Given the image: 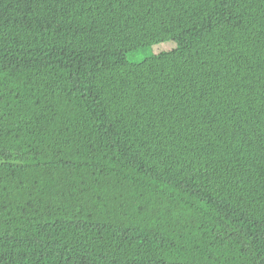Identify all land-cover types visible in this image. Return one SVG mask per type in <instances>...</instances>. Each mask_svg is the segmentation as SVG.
<instances>
[{"label": "trees", "instance_id": "trees-1", "mask_svg": "<svg viewBox=\"0 0 264 264\" xmlns=\"http://www.w3.org/2000/svg\"><path fill=\"white\" fill-rule=\"evenodd\" d=\"M0 264H264V0H0Z\"/></svg>", "mask_w": 264, "mask_h": 264}, {"label": "rangeland", "instance_id": "rangeland-1", "mask_svg": "<svg viewBox=\"0 0 264 264\" xmlns=\"http://www.w3.org/2000/svg\"><path fill=\"white\" fill-rule=\"evenodd\" d=\"M175 47H176L175 42H173L171 40L162 41V42L152 44L150 47H147L145 49V51L142 52V54H144V55H146V54H157V53H160L162 51L172 50Z\"/></svg>", "mask_w": 264, "mask_h": 264}]
</instances>
